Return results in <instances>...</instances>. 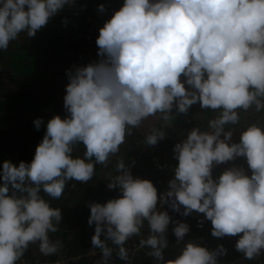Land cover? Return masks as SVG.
I'll list each match as a JSON object with an SVG mask.
<instances>
[{
    "label": "clouds",
    "instance_id": "1",
    "mask_svg": "<svg viewBox=\"0 0 264 264\" xmlns=\"http://www.w3.org/2000/svg\"><path fill=\"white\" fill-rule=\"evenodd\" d=\"M76 0H0V51L21 33L36 36L65 6ZM105 11L101 4L98 9ZM99 62L69 69L64 107L47 122L33 160L0 168V264H20L30 245L55 255L59 243L50 239L62 211L49 200L63 196L69 181L87 183L96 165L117 155L133 130L150 117L173 126L176 114H187L199 103L215 116L207 129L195 126L174 147V178L158 195L149 179L134 177L123 158L118 175L108 182L122 194L106 203L89 204L88 224L95 225L93 248L103 264L115 252L130 264L134 237L150 249L153 264H220L227 255L220 244L209 249L189 240L175 259L165 261L171 223L177 243L190 225L173 221L167 210L187 217L204 214L216 238L239 236L235 244L247 260L264 252V121L242 114L264 113V0H124L99 31ZM42 118L34 121L37 130ZM241 130L239 142L233 136ZM152 128L144 138L155 146L166 138ZM77 145L83 156L74 155ZM246 159L214 177L215 166ZM251 171V175L248 171ZM181 208L183 211L181 212ZM147 222L149 234L143 236ZM103 237V238H102Z\"/></svg>",
    "mask_w": 264,
    "mask_h": 264
},
{
    "label": "trees",
    "instance_id": "2",
    "mask_svg": "<svg viewBox=\"0 0 264 264\" xmlns=\"http://www.w3.org/2000/svg\"><path fill=\"white\" fill-rule=\"evenodd\" d=\"M123 3L124 0H76L74 5H77L79 10H76L74 5L65 6L35 37L28 38L26 33H21L10 46L12 44L13 48H16L14 51L25 52L23 55L30 58L24 62L23 59L16 62V69H22L24 73L9 71L5 60L8 52L0 51V168L6 160L17 166L21 161L30 163L46 133L47 122L57 115L62 118L69 115L64 107L66 86L70 82L67 72L75 67L99 62L101 57L98 55L99 48L96 44L99 31ZM101 4L105 6L103 12L98 10ZM34 68L35 72L32 74L27 72ZM214 116L213 110L202 109L197 103L184 117L174 114L173 126L169 128H165L164 121L159 116L150 117L140 128L133 130V134L126 138L119 153L110 158L107 166L96 165L92 180L87 183L69 181L59 199H52L41 192L53 207L62 211L58 230L49 233L50 239L59 243V249L55 255H44L40 252L37 242L29 246L22 261L31 264H35L37 260L53 263L60 256H65L69 259L67 264H103L100 249L93 248L92 245L95 225L88 224L89 204L106 203L122 195L118 188L108 187L111 177L118 175L115 170L118 160L123 158L126 164L131 165L134 177L151 180L159 195L174 178L173 169L178 165V161L174 159L175 145L185 139L187 132L195 126L206 130L208 121ZM38 118L44 121L39 130L34 125ZM243 118L253 122L264 121V113L242 114ZM154 127L163 128L167 134L166 138L155 146H146L144 138ZM240 134L241 130L234 133V142H239ZM84 151L83 145H77L73 154L83 156ZM154 159L165 168H158ZM233 166L247 169L246 159L239 157L235 161L215 166L214 177L218 178L223 171ZM248 174L251 175L250 170ZM2 183L0 180V184ZM166 210L173 221L188 223L190 232L183 242L177 243L172 231L175 224L169 225V247L165 249V261L175 259L184 242L195 240L209 249L223 244L227 255L219 257L220 264H264V252L256 259L247 260L236 250L235 244L239 236L213 237L211 221L205 220L202 226L199 223L204 214L193 212L185 217L173 210ZM148 234L149 229L145 222L143 236L147 237ZM133 241H140V237H134L126 247ZM149 252L150 249L144 247L136 256V264H153ZM124 263L115 252L109 259V264Z\"/></svg>",
    "mask_w": 264,
    "mask_h": 264
},
{
    "label": "built area",
    "instance_id": "3",
    "mask_svg": "<svg viewBox=\"0 0 264 264\" xmlns=\"http://www.w3.org/2000/svg\"><path fill=\"white\" fill-rule=\"evenodd\" d=\"M76 10H79L80 8L77 7V5H74ZM90 38V37H89ZM155 165L158 166V168H165V166L160 165L159 161L154 159ZM168 190V187H166L161 193H165ZM172 210L168 205H165L162 210ZM183 209V208H181ZM128 248L130 249V264H136V256L139 254V252L143 249L139 247V241H133L128 245ZM69 262V259L65 256H60L59 259H57L55 262H48V261H39L37 260L35 264H67ZM20 264H31L28 261H21ZM125 264V263H124Z\"/></svg>",
    "mask_w": 264,
    "mask_h": 264
},
{
    "label": "rangeland",
    "instance_id": "4",
    "mask_svg": "<svg viewBox=\"0 0 264 264\" xmlns=\"http://www.w3.org/2000/svg\"><path fill=\"white\" fill-rule=\"evenodd\" d=\"M16 48H13V45L11 44V46L9 45V48L6 50L8 52L7 56H6V66L9 69V71H11L12 73L14 72H20L22 71V69L19 71L18 69H16V62L19 59H23V62L25 60H27L29 57L28 55L25 56L23 55L25 52H20V51H14ZM31 57V56H30ZM30 59V58H29ZM30 63V62H29ZM29 74H32L33 72H35V68L32 70H28L27 71ZM22 73H24L22 71ZM26 74V73H25ZM179 117H184L186 116V114H177Z\"/></svg>",
    "mask_w": 264,
    "mask_h": 264
},
{
    "label": "flooded vegetation",
    "instance_id": "5",
    "mask_svg": "<svg viewBox=\"0 0 264 264\" xmlns=\"http://www.w3.org/2000/svg\"><path fill=\"white\" fill-rule=\"evenodd\" d=\"M173 114H176V113H175V110H174V113H173Z\"/></svg>",
    "mask_w": 264,
    "mask_h": 264
}]
</instances>
